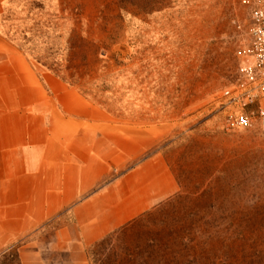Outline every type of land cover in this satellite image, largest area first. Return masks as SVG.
I'll return each instance as SVG.
<instances>
[{"label": "rangeland", "instance_id": "rangeland-1", "mask_svg": "<svg viewBox=\"0 0 264 264\" xmlns=\"http://www.w3.org/2000/svg\"><path fill=\"white\" fill-rule=\"evenodd\" d=\"M247 1L17 0L6 11L38 70L119 123L167 133L177 192L91 248V264H264V132L228 129L223 96L250 44ZM14 255L0 264H20Z\"/></svg>", "mask_w": 264, "mask_h": 264}, {"label": "crops", "instance_id": "crops-1", "mask_svg": "<svg viewBox=\"0 0 264 264\" xmlns=\"http://www.w3.org/2000/svg\"><path fill=\"white\" fill-rule=\"evenodd\" d=\"M16 1L0 0V257L91 264L99 241L177 192L167 133L38 70L5 27Z\"/></svg>", "mask_w": 264, "mask_h": 264}, {"label": "built area", "instance_id": "built-area-1", "mask_svg": "<svg viewBox=\"0 0 264 264\" xmlns=\"http://www.w3.org/2000/svg\"><path fill=\"white\" fill-rule=\"evenodd\" d=\"M251 19L250 44L243 51L239 81L223 93L226 127L248 128L258 124L264 132V0L253 1Z\"/></svg>", "mask_w": 264, "mask_h": 264}, {"label": "trees", "instance_id": "trees-1", "mask_svg": "<svg viewBox=\"0 0 264 264\" xmlns=\"http://www.w3.org/2000/svg\"><path fill=\"white\" fill-rule=\"evenodd\" d=\"M126 227V226H125ZM125 227H123V228H121V229H119V230H117V231H115V232H113V233H111V234H109V235H107L106 237H104L101 241H99L96 245H102L103 243H105V242H107L109 239H111L115 234H119ZM15 254V255H14ZM8 255L9 256H15L16 258H17V260L19 261V259H18V256H17V253L15 252V251H13V252H10L9 254H4L3 255V257L6 259V258H8ZM126 256H128L129 258H133V255L132 254H130V253H126ZM2 257V258H3ZM3 258V259H4Z\"/></svg>", "mask_w": 264, "mask_h": 264}]
</instances>
